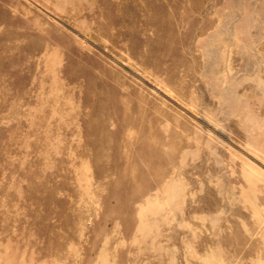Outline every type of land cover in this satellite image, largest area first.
Here are the masks:
<instances>
[{
  "label": "rangeland",
  "instance_id": "1",
  "mask_svg": "<svg viewBox=\"0 0 264 264\" xmlns=\"http://www.w3.org/2000/svg\"><path fill=\"white\" fill-rule=\"evenodd\" d=\"M0 264H264V0H0Z\"/></svg>",
  "mask_w": 264,
  "mask_h": 264
}]
</instances>
